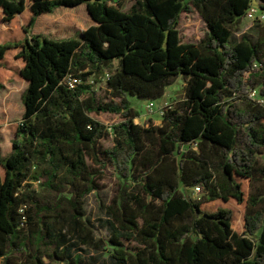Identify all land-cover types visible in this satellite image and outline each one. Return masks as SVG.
Segmentation results:
<instances>
[{"label":"trees","instance_id":"16d2710c","mask_svg":"<svg viewBox=\"0 0 264 264\" xmlns=\"http://www.w3.org/2000/svg\"><path fill=\"white\" fill-rule=\"evenodd\" d=\"M255 1L264 9V0H134L128 10L123 0H0V25L27 18L0 31V89L28 83L12 149L0 152L3 264H264V196L253 192L264 180V104L249 97L264 95V24L234 36ZM82 4L95 24L80 35L32 33L40 15ZM192 11L206 24L198 42L179 29ZM102 73L109 101L68 84ZM179 76L183 100L160 125L136 124L130 97L162 98ZM108 167L119 181L101 203L100 236L86 204ZM231 201L245 203L242 231ZM88 249L98 254L84 258Z\"/></svg>","mask_w":264,"mask_h":264},{"label":"rangeland","instance_id":"374dc122","mask_svg":"<svg viewBox=\"0 0 264 264\" xmlns=\"http://www.w3.org/2000/svg\"><path fill=\"white\" fill-rule=\"evenodd\" d=\"M134 0H123V10H128ZM0 10V19H1ZM74 17L76 21L70 23H62L60 19H68ZM43 18V20H41ZM45 18V19H44ZM26 17H21L16 19V23L12 25L2 24L0 25V31L15 30L22 26L26 21ZM53 21L51 25L48 21ZM41 20V22H40ZM18 24V25H17ZM49 24V28L44 27ZM95 22L88 13L85 4L79 5L74 8L59 7L53 13L42 14L37 18V21L32 28L33 34H46L56 39L67 38L70 36L80 35L82 31L86 30L90 26L94 25ZM257 24L256 21L245 17L241 23L238 25L237 30L234 32V36L238 38L244 33L251 32L253 26ZM39 27V28H38ZM179 29L183 36V40L186 42H198L205 34L206 24L201 18L198 12L192 11L188 13H183L179 22ZM19 63V61H16ZM87 82H82L85 84L93 85L94 90L97 93V97L100 100L109 101L111 99L110 94L107 90L106 74L90 75L87 77ZM10 83V85H6ZM13 83V84H11ZM26 88L25 83L22 80H16L13 82L4 81V88L0 89V152L2 155L8 153L12 146V139L14 137V131L16 125L21 120L22 115L25 111L24 104L22 102V94ZM259 91V88H258ZM184 98V81L182 76L177 77L172 85L166 89V94L164 97L153 100L155 103L154 111L147 108L148 99H141L138 97H130L132 106L140 113V116L135 119L136 124L148 125L153 122L155 125H160L162 123L163 108L166 104L171 106H176ZM107 116V117H106ZM100 120H106L109 122L120 121V116L116 115H102L99 117ZM105 146H111L112 142L106 140L104 142ZM264 160V157L262 158ZM119 177L112 167H108L106 170V178L103 183L105 188L100 192L92 193L87 198V215L91 221L97 227V233L100 236H105L108 230L100 228L99 218H104V212L101 208V203L108 202L113 196L117 194ZM38 182L35 183L37 186ZM243 190L245 191V198L248 196L249 184L245 182L243 184ZM253 192L261 193L264 196V180L255 181ZM219 205H212L211 208H216ZM229 207L233 210L234 218V229L238 231L243 230V213L245 210V203L238 204L235 201L229 203ZM133 246L134 243L128 244ZM97 252L92 250H87L83 253L84 258L94 257ZM109 252L104 253V257L108 261Z\"/></svg>","mask_w":264,"mask_h":264},{"label":"built area","instance_id":"2783aa9c","mask_svg":"<svg viewBox=\"0 0 264 264\" xmlns=\"http://www.w3.org/2000/svg\"><path fill=\"white\" fill-rule=\"evenodd\" d=\"M245 17L250 18V19H252L258 23L264 24V9H261L259 4L255 1L251 5V7L248 10L247 15ZM108 76H109V74H107V78H108ZM82 82L83 81L79 78H75L72 76H70L68 78V84L72 88L75 87L77 84H80ZM249 97L252 98L253 100L259 102L260 104H264V95H260L258 89L250 90ZM167 106H169V105L166 104V107ZM166 107H164L163 111L161 112L162 116L164 114V109ZM147 108H149L151 111H154V109H155L154 101H152V100L148 101ZM263 157H264V155H263ZM194 195L199 197V195H200V188L199 187H196L194 189ZM0 264H3L1 259H0Z\"/></svg>","mask_w":264,"mask_h":264},{"label":"crops","instance_id":"0c3cea01","mask_svg":"<svg viewBox=\"0 0 264 264\" xmlns=\"http://www.w3.org/2000/svg\"><path fill=\"white\" fill-rule=\"evenodd\" d=\"M23 81V83H25V85H26V87H27V85H28V83H27V81L26 80H22ZM11 84H13V83H11ZM6 85H10V83H8V84H6ZM26 89V88H25ZM25 91V90H24ZM14 138V137H13ZM11 149H12V146H11V148H10V150L8 151V153L11 151ZM7 153V154H8ZM7 154H5V155H7Z\"/></svg>","mask_w":264,"mask_h":264}]
</instances>
